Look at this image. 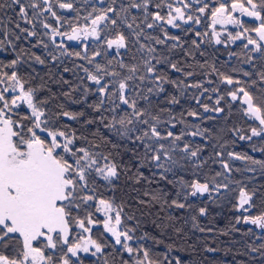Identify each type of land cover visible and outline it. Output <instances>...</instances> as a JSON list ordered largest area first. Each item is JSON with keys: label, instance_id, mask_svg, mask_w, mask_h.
<instances>
[{"label": "snow or ice", "instance_id": "obj_1", "mask_svg": "<svg viewBox=\"0 0 264 264\" xmlns=\"http://www.w3.org/2000/svg\"><path fill=\"white\" fill-rule=\"evenodd\" d=\"M99 2L103 4L104 0H99ZM115 2L116 0H112V4ZM217 2L219 6L212 9L210 17L214 43L217 45L222 43L219 38L220 33L215 31V25L219 24L223 28L231 24L244 31L238 30L235 34L228 33V42L247 39L244 48L247 49L251 45L252 52L264 57V0H231L230 5L224 3L223 0H217ZM201 3L202 0H190V2L175 0V3L172 0H160L155 7L160 9L166 6L168 12L165 17L159 11L149 12L150 0H140V2L130 0L128 6H121L119 11L111 5L102 10L93 7V12L98 14L93 16L89 13L88 16L83 17L85 23L81 25L78 22L72 24L54 10L53 4L60 10L73 11V3L65 2V0H3L0 2V9L11 8L16 19L9 17L6 21L0 20V52L6 49L15 52L16 42L22 39L25 43L34 40L32 47L42 48L44 55L29 52L28 63L48 66L49 59H45L46 56L50 58L54 66L62 67L63 73H71L73 78L79 81L73 83L71 79L61 76V81L66 86L62 89L63 97L71 104L85 105L86 109L99 114L98 119L101 123L108 121L104 124L105 128L122 141L119 144L112 143L113 149L123 147L131 154L130 158L135 162L137 169L133 178L135 183L148 179L143 172H140V168L147 167L149 171L154 168L159 171V180L176 188L177 197L183 195V199L188 201L189 197L207 196L211 201L214 196L220 195L222 190L229 191L228 184L218 183L215 177L203 182L195 178L188 181L182 176L176 177L174 171L177 168H184V164L181 163L183 160L189 161L194 170L202 166L199 161V154L203 151L201 146L192 148L189 143H185L180 148L177 142L184 135L204 138L203 131L196 125L194 126L196 131L181 132L180 135L167 131L166 135H163L158 128L162 122L161 117L139 106L140 99L151 105L149 95L141 96L139 91L135 96L131 95L134 88L138 86L130 84L131 81L138 79L142 85L147 80L151 84L147 93L156 96L164 94L165 85L168 84L177 91L200 89L199 95L193 98L204 112H214L219 115L224 111L220 105L225 97L218 94L220 92L218 86L209 89L199 81L186 83L185 81L195 74L193 71H185L184 67L173 61L169 55L159 53L157 48L141 43V36L149 40L155 39V43L161 46L171 40L173 43L167 45V49L169 53H172L176 49H183L179 36H173L161 29L163 39H160L148 36L142 29L138 30L140 23L145 24L149 29L159 26V23L167 24L171 28H180L181 24L190 22L198 25L200 24L199 17H194L185 10H191V5ZM130 8L137 11L143 9L144 19L140 23H137L135 16L129 21ZM207 8L208 4L204 3L196 11L204 15ZM237 12L241 17L254 20L255 26H246L239 17L234 15ZM44 13H48L51 19L56 21L55 26L48 22L49 17ZM110 13L115 16L114 19L109 15ZM121 13L124 15L122 16ZM149 16L153 22L157 23L147 22ZM177 21L180 23L178 24ZM9 24H13L14 28H9ZM109 24L115 28V34L111 37L104 36L103 45L106 48L103 51L98 48L91 55L86 45H83L82 51H69L64 43L57 41V37L61 41L77 43H82L89 37L94 41H101L102 33ZM120 24L130 30L131 40L128 35L120 31ZM22 25H27V27ZM37 25L43 29L42 32L38 31ZM65 25L70 30L61 31ZM185 31L190 32L192 29L188 28ZM253 32L257 39L249 35ZM41 36L46 39L38 38ZM130 43L138 45L140 53H146L142 56V68L145 74L137 75L141 71V66L128 65L122 60L117 63L120 69L126 71V75H122L112 67V60H108L107 65L97 61L98 57L107 56V52L113 49L117 56L122 55L120 50L128 51ZM192 45L199 48L196 39L192 40ZM26 51L28 50L21 47L20 54L14 59L8 63L0 61V247L8 248L13 242L16 246L11 256L0 252V264H70L69 254L77 257L79 252L89 253L90 249H94L90 255L97 256L103 253L105 245L93 239L91 235L85 237L82 233H91L98 225H102L103 232L109 234L115 244L121 246L130 257L134 252L142 253V258L139 255L133 258L134 264H165V262L184 264L181 257L171 255L172 245H168V253L164 254L162 260L153 259L145 248L134 249L130 246L129 242L134 239L131 234L134 230L121 227L123 207L116 205L110 199L97 198L95 195L96 180H103L107 186L111 187L112 182L119 179L121 168L124 167L128 171L130 168L118 164L112 158L111 152L105 154L78 145V140H87V137L78 136L75 129L65 130L69 128V125L63 124V120L76 121L85 126L96 123V119L92 117L82 119L86 117L85 110L69 111L61 103L58 105L60 110L53 112L47 107L49 103L47 98L38 99L43 85L25 87L28 80L21 74L20 66L24 63L22 56ZM200 54L204 55L203 52ZM184 55L193 57L191 51H184ZM64 57H71L84 63H77L73 68L62 66ZM251 59L252 57L249 56L248 62H251ZM159 65H163L164 70H161ZM199 67L203 68L204 65L200 64ZM5 69H11V71H5ZM32 71L35 69L33 68ZM81 72L83 75H80ZM169 72L180 73L184 80L171 79ZM213 72H216L214 66ZM243 74L249 75L247 72ZM49 75H52L51 68H49ZM218 78L221 84L227 86V97L245 106L240 109L243 115L259 123V128L251 127L249 136L240 135L239 139L250 140L252 137L264 136V98H261V103L257 104L256 98L243 86L241 80L224 73H218ZM260 79L264 83V72L260 73ZM206 82L214 83L212 80H206ZM77 93H79V98H77ZM205 93L218 94L214 101L215 106L210 107L201 102V97ZM181 95H184V92H181ZM89 96L96 97V100L93 103H87ZM166 99L169 105L180 103V99L174 95ZM208 99L211 100L212 96L209 95ZM122 106L130 111H125L123 115L118 116L117 113ZM22 107L27 109L26 113L21 111ZM104 112L112 113L111 119L103 115ZM160 112H170V109L161 108ZM187 115L197 120L201 118L198 111H189ZM145 117L148 118L145 119ZM174 119L173 116L163 122L171 124L174 128L175 124L171 123ZM137 124L147 127L140 129ZM234 131L238 133L239 129ZM160 141L171 143L166 146L164 143H159ZM105 142L111 143L108 140ZM123 142H128L134 147H129ZM92 147L98 148L99 145H92ZM138 148L143 149L142 157ZM177 150L183 154L179 159L174 155ZM217 155L219 156L220 153ZM229 156L237 160L251 159L248 156L242 157L233 153H229ZM252 162L264 166V162ZM223 168L225 172L231 171L227 163L223 164ZM168 174H171L174 179H169ZM153 175L155 176V173ZM220 175L221 173H216V176ZM145 195H149L152 201H158L162 195L167 194L157 191L155 193L146 192ZM254 195V192L250 193L243 187L239 188V195L233 207L241 215L236 217V221L237 223L242 221L244 224L254 225L264 230V214L257 216L243 214L252 207ZM140 203L145 204L146 201H140ZM171 206L177 209L191 207L190 204L181 203L179 199H172ZM93 208L95 212L91 211ZM81 211L86 214L81 216ZM208 211L207 207H200L198 215L206 216ZM97 213L103 217V220L95 218ZM192 221L194 228L201 232L205 231L199 227L195 215L192 216ZM73 228L80 230L81 234H78V239L72 236ZM205 250L214 251L213 249ZM57 251L60 252L59 258L56 256ZM250 251L259 252L261 257H264V244H261L259 248L252 247ZM123 264H129V262L124 261Z\"/></svg>", "mask_w": 264, "mask_h": 264}, {"label": "trees", "instance_id": "obj_2", "mask_svg": "<svg viewBox=\"0 0 264 264\" xmlns=\"http://www.w3.org/2000/svg\"><path fill=\"white\" fill-rule=\"evenodd\" d=\"M0 2H3V0H0ZM65 2L73 3L74 10L61 14L56 8H53L58 15L65 20L70 21L72 24H77L78 22L82 25L85 23L83 17L88 16L89 13H92L93 16L96 14V12H93V7L96 9L97 7L92 0H87V2L86 0H65ZM228 2H231V0H228ZM44 15L49 16L48 13H44ZM9 17L13 20L16 19L15 13L11 8L0 9V20L6 21ZM48 22L55 26L56 21L51 19V17H49ZM244 24L246 26H255L256 22L248 21L244 22ZM22 26L27 27V25ZM8 27L14 28V25L9 24ZM37 28L38 31H43L40 25H37ZM65 30H70L67 25H65V28L61 29V31ZM115 31V28H110L108 34L113 36ZM253 33H249V35H252ZM38 38L46 39L42 36ZM34 42V40H31L25 43L23 39L16 42V51L13 52L11 49H6L5 51L0 52V61L8 63L10 60L14 59L16 55L20 54L21 47L27 49L28 51L22 56L24 63L20 66L21 74L28 80L25 87H40L43 85L44 87L38 94V99L47 98L49 100L47 107L53 112L59 111L60 109L58 105L63 103L66 110L69 111L76 112L85 110L86 117L82 119L88 117L96 119V123L85 126L82 123L63 120L62 118L63 124L69 125V128L65 129L66 131L75 129L78 136L87 137V140H78V145H83L84 147L90 148L92 151L105 154L111 152L112 158L118 164L122 166L126 165L127 168H130V171H128L122 167L119 179L114 180L111 187L107 186L103 180H96L95 191L97 198L103 197L105 199H110L116 205L123 207V222L121 227L132 228L134 230L131 233L134 236V239L129 242L130 246L134 249L145 248L149 251L153 259L162 260L164 254L168 253V245H172L173 251L171 255L181 257L184 264H264V257H261L259 252L250 251V248H259L261 244H264V230L246 225L242 221L237 223L236 217L241 215V213L236 212L233 207L236 204V198L239 195V188L243 187L250 193H255L252 200V207L249 211L243 214L251 216L264 214V179H259L251 184L249 183V179L244 170L245 164L251 163L253 160L262 161L264 159V136L252 137L250 140L239 139L240 135L249 136L251 134V127L259 128V125L243 115L240 110L241 107L237 102L230 103L228 99H225L224 102L221 101V107H223V104L225 103H229V107H223L224 111L213 117L216 119L212 124V129L215 128V131L203 135L206 137V141H201L198 145L203 148V151H201V157H199L202 166L194 170L189 161L183 160L181 163L184 164V168H177L174 171L176 177L182 176L188 181L195 178L203 182L206 179L211 180L217 172L215 162L218 160L223 161L217 153H220L223 158L225 156L229 157V153H233L242 157L248 156L251 159L235 160L233 170L234 185H232L233 192L227 199L225 198V195L231 190H222L220 195L214 196L211 201L208 200L207 196L189 197L188 201H185L183 195L180 197L176 196L175 187L167 184L165 181L159 180V171L157 169L153 168L149 171L147 167L140 168V172H143L144 176L148 179H142L140 183L134 182L133 178L137 172L135 162L130 158L131 154L126 152L123 147L113 149L112 143L119 144L122 143V141L109 129L105 128L104 124L108 121L105 120L104 123H101L98 119L99 114L93 113L90 109H86L85 105L71 104L63 97L62 89H65L66 86L62 83L61 76L66 79H71L73 83H78L79 81L74 79L71 73H63L62 67L58 68L54 66L50 62V58L46 56L44 58L49 59L48 66L28 63L30 60L29 52L35 53L36 55H44V50L42 48L32 47ZM244 44H246L244 41H235L234 46L231 49L233 57L230 60L217 59V53L212 49V52L209 49L206 50L202 60L205 73L193 70L195 74L192 76V80H194V82H201L203 79L214 80L215 76L218 78V73H224L232 76L234 79L241 80L243 86L246 87L256 98L255 102L257 104L261 103V98H264V83L261 82L260 73L264 72V57L259 53L252 52L251 47L245 49ZM65 45L68 47L69 51H82L83 45H86L88 46L89 55L98 50V48L101 51L104 50L103 37H101V41H94L91 38L88 44L82 42L77 47L69 46L66 43ZM129 45L131 46V44ZM196 49L197 48L192 45V42L187 43V51H191L194 54ZM110 55L111 54L108 51L107 56L101 55L97 58V61L101 64L107 65L108 60H112V67L115 68L116 71L126 75L127 73L125 70H120L118 68L117 61L119 60L111 58ZM249 56L252 57L251 62H248ZM190 58L191 57H187L186 60V71H192V67H194V65L191 64ZM130 59L131 57L127 60L128 65L131 63ZM77 63L84 62L77 61L71 57L62 58V66L73 68ZM213 66L216 72H213ZM33 68L35 71H32ZM49 68L52 70L51 76L49 75ZM233 69H236V71H233ZM5 71H11V69H5ZM244 72L249 73V75L245 76L243 74ZM80 75H83V73L81 72ZM187 83H191L190 79L187 80ZM205 83H203V86L208 88V86H205ZM217 83L216 79L211 86L216 87ZM130 84L138 86L137 88H134L131 95L135 96L137 91H139L141 95L140 84H133L131 82ZM167 87L164 101L155 104L153 115L161 106L162 108H169L170 112L161 113L160 117L162 122L158 125V128L163 135H166L167 131H172L174 134L180 135L181 133H177L181 126L180 121L182 120V115L179 114V104L169 105L166 99L172 95L177 96L178 91L170 84H168ZM170 88L172 89V92H170ZM186 91H188V89ZM196 93L197 89H192V95H195ZM76 95L77 98H79V93ZM95 100L96 97L89 96L87 98V103H93ZM183 103L181 104V108ZM192 103L194 104V100ZM139 106L147 108L145 106V101L142 99L139 100ZM21 111L26 113L27 109L22 107ZM125 111L130 110L122 106L117 115H123ZM103 115L111 119L113 114L104 112ZM173 116L175 119L171 121V123L175 124L174 128L171 127V124L163 122L168 121L170 117ZM147 118L148 117H145V119ZM192 120L197 121L196 119ZM57 126L59 127L61 125ZM137 127L143 129L147 126L137 124ZM231 129H233V131H231ZM235 129H239V132L236 133L234 131ZM184 136L177 142L180 148L186 143ZM105 140L111 141V143H106ZM123 143L128 144L129 147H134V145H131L128 142ZM159 143L168 145L171 142L160 141ZM92 145H99V147L94 148ZM191 147L196 148L197 146ZM138 151L142 157L143 149L138 148ZM176 153H179L177 159L183 155L181 152L177 151L174 155ZM153 173H155V176ZM194 173H198V175H194ZM168 177L169 179H174L171 174H168ZM157 191L166 193L167 195H162L161 199L158 201H152L149 195H145L146 192L155 193ZM172 199H179L181 203L190 204L191 207L187 209H177L171 206ZM140 201H146V203L142 204ZM200 207H207L209 210L208 215L199 216L198 209ZM91 211L95 212V209L93 208ZM85 214L84 211L80 212L81 216H84ZM193 215L197 217L199 227L205 229V231L201 232L199 229L193 227ZM129 217L132 218L129 219ZM95 218L103 220V217L98 213L95 214ZM78 234H81L80 230L73 228L72 236L78 239ZM82 235L85 237L91 235L93 239L104 244L105 247L103 253L97 254V256H92L90 255V252L94 251V249H90L89 253H81L78 254L77 257L69 255L68 258L70 264H105V261H107V264H123L124 261H128L129 264H134L133 258L135 256L139 255L142 258V253L138 254L136 252L130 257L121 246L115 244V241L109 234L103 232L102 225L94 227L91 233H82ZM15 247V242H13L8 248L0 247V252L11 256L15 252ZM205 249H213L214 251H206ZM64 250L66 251V247ZM59 255L60 252L57 251V258H59ZM165 264H167V262H165Z\"/></svg>", "mask_w": 264, "mask_h": 264}, {"label": "flooded vegetation", "instance_id": "obj_3", "mask_svg": "<svg viewBox=\"0 0 264 264\" xmlns=\"http://www.w3.org/2000/svg\"><path fill=\"white\" fill-rule=\"evenodd\" d=\"M93 3L96 5L98 10H102L105 9L107 7H109V5H111L112 7H114L117 11L120 10L121 6H128V4L130 3V0H116L115 4H112V0H104V3L101 4L99 2V0H92ZM137 2H140V0H137ZM160 0H150V4H149V12L153 13V12H157L159 11L162 15H164L165 17L167 16V12L168 9L166 6H162L160 9H157L155 7L156 3H159ZM172 2L175 3V0H172ZM187 2H190V0H187ZM224 3H227L230 5L231 2H228V0H223ZM206 3L208 4V8L206 9V12L204 15H201L198 11H196L197 8L203 6V4ZM219 4L217 2V0H202L201 4H195V5H191V10H185L186 12H189V14L193 15L194 17H199L200 19V24H195L194 22H190L189 24H181L180 28H171L170 26H168L167 24H163V23H159V26L149 29L146 27L145 24L140 23L141 20L144 19L143 16V9L137 11L134 8H130L129 11L131 13L130 16H128L129 21H131V18L133 16L137 17V23H140V29L138 30H143L144 33H146L148 36L150 37H158L160 39H163V32L161 29L166 30L169 34L173 35V36H179L182 43H183V49H176L174 52L169 53L168 49H167V45L172 44L173 41L169 40L166 42V45L161 46V45H157L155 43V39H145L143 36H141V43H144L145 45H151L152 47L157 48V51L159 53H163L165 55H169L170 58L175 61L178 62L180 64V66L184 67V70L186 71V60H187V56L184 55V51H187V43L188 42H192L193 39L197 40V43L199 44V48L198 50L196 49L193 57L190 58L191 60V64L194 65V67H192V71L195 70L197 72L200 71L202 73H205L204 68L199 67L200 64H202V60L204 55H201L200 53L203 52L205 53L206 50H210L212 52V50L217 53V59H225V60H230L233 57V54L231 53V49L234 46L235 42H228V33H232L235 34L236 31H241L243 32V29H237V27L231 25V24H227L225 25L223 28L217 24L215 25V31L220 33V39L222 40V43L217 45L214 43V40L212 39V31H213V26L211 24V11L214 7H218ZM98 14V13H96ZM95 14V15H96ZM112 18H115V16L113 14H109ZM121 15L123 16L124 14L121 13ZM235 16L239 17L241 19V17L239 16L240 14L237 12L234 14ZM243 22H248L246 19H241ZM147 22H152V23H157V22H153L151 20V16L148 17ZM177 23L179 24L180 21H177ZM103 27V26H102ZM133 27L135 28V24L133 25ZM110 28H113V26H111L110 24L108 25L107 28L104 29V32L102 34V37L104 36H108L111 37L110 34H108ZM191 28L192 31L187 32L185 31V29ZM119 29L120 31H122L125 35L129 36V39L131 40L132 37L130 36V30L123 24L119 25ZM199 33L200 35L197 36L196 34ZM205 33H207V35H204ZM91 39V37L88 38V40L86 41H82L86 44L89 43V40ZM238 42L244 41L245 40H237ZM59 42V41H58ZM75 42V41H74ZM62 43H66L69 46L72 47H77L79 46L81 43H77L75 42V44H71V42L69 41H64ZM131 46L129 45V50L125 51V50H120L122 55L117 56L115 49L110 50L109 53L111 54V58H116L119 61L122 60L124 63H128V58L131 57L130 59V65L136 64L138 66H141V70L139 73H137V75H142L145 74L144 70L142 68V56L146 55V53H140L138 51V45L132 44L130 43ZM88 47V46H87ZM104 49L106 48V46H104ZM212 49V50H211ZM130 55V56H129ZM217 61V60H216ZM153 63H155V61H153ZM161 70H164V66L163 65H159L158 66ZM119 68V67H118ZM120 69V68H119ZM123 70V69H120ZM122 75H124L123 73H121ZM169 76L171 77V79H175V80H184V77L180 74V73H176V72H169ZM190 82H194L193 77H190ZM217 79V86L220 89V92L218 93L219 95H223L225 98L224 100H222L223 102L225 101V99H228V101L231 103L233 101H231L228 97H227V86L223 85L220 83V81L218 80V78L215 76L214 80H212L213 82H215V80ZM210 80V79H209ZM187 83V80L185 81ZM202 83H205L206 80L203 79L201 81ZM131 83L133 84H140V91H141V96L143 95H149V99L151 101V105H149L147 102H145V106L147 107V109L153 114V110L155 107V104L157 102L160 101H164V96L167 93V86L165 85L166 88V92L164 94H161L159 96L156 95H150L147 93V89L149 87H151V84L146 80L142 85L140 83L139 80H133L131 81ZM212 84H208L205 83V86H208L209 89L213 88L214 86H211ZM216 86V87H217ZM234 87V86H233ZM189 91V92H188ZM188 91H185L184 89H180L178 91L177 97L180 99V103H179V114L182 115V120L180 121V127L178 129L177 133H181V132H187V131H196V127H194V125H198L199 128L203 131V135H205L206 133L209 132H213L215 131V128L212 129V124L213 121H215L216 119H214L213 117H215L217 114L214 112H204L203 108L198 105L195 101V99L193 98L194 96L199 95L200 91L199 89H197V93L195 95H192V89H188ZM170 92H172V89L170 88ZM181 92H184V95H181ZM216 93H205L204 96L201 97V102L204 104H208L210 107L215 106L214 105V101L217 98ZM211 95L212 99L209 100L208 96ZM194 100V104L192 103V101ZM212 101V102H210ZM184 102V103H183ZM210 102V104H209ZM237 102V104L242 108L245 107L243 105H241L239 103V101H235V103ZM182 108H181V104ZM186 104V105H185ZM236 106V105H235ZM223 107L228 108L229 107V103L228 104H223ZM222 107V108H223ZM162 108L159 107L156 112L154 113V115H159L161 116V112L160 109ZM189 111H198L200 113V119H196L197 121H193L192 117L188 116L187 113ZM182 112V113H181ZM212 117V119H208V117ZM166 117V116H165ZM257 125H259L255 120H253ZM194 124V125H193ZM231 131H233V129H231ZM251 133V132H250ZM204 137V136H203ZM184 139L186 141V143H189L191 146H198L199 142L201 141H206V137L201 138L199 136L197 137H192V136H184ZM201 145V143H200ZM183 146H181L182 148ZM199 157H201V152L199 154ZM200 161V159H199ZM246 213V212H245ZM252 227L257 228L254 225H249Z\"/></svg>", "mask_w": 264, "mask_h": 264}, {"label": "rangeland", "instance_id": "obj_4", "mask_svg": "<svg viewBox=\"0 0 264 264\" xmlns=\"http://www.w3.org/2000/svg\"><path fill=\"white\" fill-rule=\"evenodd\" d=\"M53 7L56 8V10L59 12V13H68L69 11H64V10H60L58 7H56L55 4H53ZM30 15H31V11H30ZM49 15V14H48ZM240 16V15H239ZM50 17V16H48ZM241 17V16H240ZM241 19H246L247 21H253L255 22L254 20H252L251 18L249 17H241ZM254 39H257V37L255 36V33H253L251 35ZM245 42L247 43V39H244ZM248 47H251V45H249ZM170 144L166 145V146H169ZM177 152H179V150H177ZM179 153H176L175 156L177 158V155ZM220 156V159H222L223 161H216L215 162V167H216V170L217 172L216 173H221L220 176H216V173L213 177H215L216 181L218 183H222V184H228V189L230 192L227 193V195H225V198L227 199L229 196H231V193L233 192L232 190V185H234V177H233V170H234V162L235 160L237 159H234L233 157H228V156H225L224 158ZM253 161H259V160H253ZM261 161V160H260ZM261 162H264V159L261 161ZM224 163H227L229 164L230 166V169L231 171L230 172H225L224 168H223V164ZM264 166H262L261 164H255L253 162L251 163H248V164H245L244 165V170H245V173H246V176L247 178L249 179V183L253 184L255 183L257 180L259 179H264V169H263ZM236 176L238 177V175L236 174ZM224 196V195H223ZM86 254V253H83V252H79L78 254ZM77 254V255H78ZM70 255V254H69Z\"/></svg>", "mask_w": 264, "mask_h": 264}, {"label": "water", "instance_id": "obj_5", "mask_svg": "<svg viewBox=\"0 0 264 264\" xmlns=\"http://www.w3.org/2000/svg\"><path fill=\"white\" fill-rule=\"evenodd\" d=\"M57 41H59V42H64V41H67V40H60V38L59 37H57ZM69 42H71V44H75V42L74 41H69ZM257 122V121H256ZM258 123V122H257ZM259 124V123H258ZM246 225H250V224H246Z\"/></svg>", "mask_w": 264, "mask_h": 264}]
</instances>
